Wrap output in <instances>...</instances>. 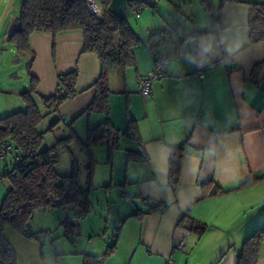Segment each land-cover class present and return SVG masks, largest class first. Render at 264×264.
I'll return each instance as SVG.
<instances>
[{
	"label": "crops",
	"instance_id": "crops-1",
	"mask_svg": "<svg viewBox=\"0 0 264 264\" xmlns=\"http://www.w3.org/2000/svg\"><path fill=\"white\" fill-rule=\"evenodd\" d=\"M194 1L134 0L131 6L127 0L136 27L109 5L125 18L141 43L134 51L135 68L109 71L108 115L82 114L94 96L91 85L99 76L100 60L93 53L82 52L81 31L55 37L35 32L30 37L31 51L26 53H18L8 43V60L21 54L16 58L17 68L24 67L26 77L16 80L18 76L11 71L14 65H8L7 75H0V113L24 109L19 94L29 82V61L30 74L38 79V93L45 97L56 92L58 74L78 70L77 94L52 113L59 119L57 124L68 129H57L56 124L51 135L46 132L44 148L75 134L78 140L69 146L72 151L83 149L87 126L106 118L122 133L111 165L104 146L92 147L97 171L100 164L111 170L122 165L123 169L122 176L118 173L115 205L109 208L117 223H123L118 231L122 239L101 264H168V260L173 264H235L241 242L264 223V41H250L247 23L251 3L264 0H200L205 2L204 9ZM143 6L155 8L156 21L142 20ZM16 19L15 14H8V32L0 34L3 43ZM216 22L218 29L214 28ZM160 30L168 31L169 40L152 47L148 38ZM161 55L169 59L167 73L152 82V94L144 98L139 93L140 80L153 68L154 57ZM4 66L3 61L0 68ZM128 116L135 120L137 140L124 134ZM184 142L179 185L173 191L168 183V162L173 148ZM129 151L141 154L130 160ZM250 177L257 180L239 187ZM110 179L113 183L112 173ZM209 180L235 190L203 198L202 184ZM128 199L132 205L127 209L124 202ZM146 202L163 203L164 207L143 214L142 219L133 216L138 208L146 211ZM74 213L70 205L33 211L29 228L36 236L49 233L53 237L49 246L5 226L4 235L17 263L84 264L85 255L104 253L112 242L108 235L112 232L95 234L94 230H101L93 228L91 217L75 225L71 220ZM197 223L206 225L201 234L193 230ZM185 229L190 230L186 250L179 251L174 243ZM259 255L257 264H264V244Z\"/></svg>",
	"mask_w": 264,
	"mask_h": 264
},
{
	"label": "trees",
	"instance_id": "trees-1",
	"mask_svg": "<svg viewBox=\"0 0 264 264\" xmlns=\"http://www.w3.org/2000/svg\"><path fill=\"white\" fill-rule=\"evenodd\" d=\"M112 0H99L100 14H91L84 0H23L15 22V28L7 35L10 43L18 53L31 51L30 37L35 32H49L54 37L63 32L79 30L84 37L82 52L93 53L100 60V73L91 87L94 96L83 113L108 115L109 96L111 94L108 74L113 68L136 67L135 49L141 40L121 17L109 8ZM134 0H128L132 6ZM249 39L251 42L264 41V1L252 2L248 17ZM168 31L160 30L150 34L148 40L152 47L168 42ZM31 61L27 64L29 73L28 85L20 92L25 107L4 116H0V140L10 139L19 151L16 165L2 178L7 179L9 188L0 204V264H18L14 249L4 235V227L10 226L22 233L34 210L38 208L72 206L77 214L84 217L90 211L89 194L95 170V158L92 147L96 145L106 148V161L112 164L115 151L119 148L122 133L115 128L108 118L102 123L86 129L85 140L81 141L87 157L88 186L82 187L77 180V167L72 159L71 171L61 175L56 171L58 161L57 145L69 149L72 141L78 140L75 134L56 140L51 147L44 148V136L57 124L55 119L46 131H40L43 119L58 110L60 104L74 97L78 70L76 68L57 75L56 88L59 91L47 97L38 93V79L30 74ZM126 136L139 139L135 120L128 116ZM187 142L173 148L168 162V183L173 191L179 185L180 170ZM70 150V149H69ZM71 152V151H70ZM136 151L128 152V159L139 158ZM146 160V157L142 158ZM257 180L250 177L239 187ZM111 185H106L108 188ZM238 187V188H239ZM235 189H224L209 180L202 184V197H214L233 192ZM50 196L59 200L51 205ZM146 211L137 209L133 216L142 219L143 214L162 210L163 203H144ZM182 218L181 221H183ZM180 221V222H181ZM179 222V223H180ZM206 228L204 223L193 225V230L201 234ZM110 244L101 255H85L84 264H101L114 251L118 239ZM235 264H257L260 249L264 244V223L241 242Z\"/></svg>",
	"mask_w": 264,
	"mask_h": 264
},
{
	"label": "rangeland",
	"instance_id": "rangeland-1",
	"mask_svg": "<svg viewBox=\"0 0 264 264\" xmlns=\"http://www.w3.org/2000/svg\"><path fill=\"white\" fill-rule=\"evenodd\" d=\"M22 2H23V0H0V34H2V32H5V33L8 32V14L9 15L15 14V17L18 16L19 9H20ZM194 2L198 3L201 7H203V9L205 8V2H201L200 0H195ZM97 4H98V6H100L99 0H97ZM110 4H111L115 13L120 14V15L124 14L126 17H129L130 24L132 26L136 27L135 21L133 20L134 11H132L128 7L127 0H112L110 2ZM179 6H182V4H179ZM142 8L145 9L143 11V14H142V20L148 19V18L150 20V18H151V22L156 21L158 16L156 15L155 8H149V7L146 8L144 6ZM173 11L178 12L179 9L174 8ZM0 47H1L0 54L2 55V58H0V63L3 61L6 63V66L0 68V75H7L8 74V65L9 66L14 65L15 68L12 69L11 71H13L12 73H14L15 75L18 76L19 79H16V80L19 81L22 75H23V77H26L24 67L19 66V68H17L19 61L16 58L22 57L21 54H18V53L15 54L16 55L15 60H13V56H14V54H13L10 56V58L8 60L7 38H5V42L3 43V41L0 37ZM0 104H1V100H0ZM13 110H16V109H13ZM0 114L6 115L8 113H0ZM53 120H55V119H54V116L52 115V113L49 114L48 116H46L43 119L42 123L39 125V127H38L39 130L45 129L44 131H46L48 129V127H50V124L52 123ZM55 127H56V125L51 129V131L47 130V132H48L47 134L51 135L53 133V130H56ZM59 128L60 129H68L62 123L57 124V129H59ZM69 149H67L63 145H57L56 151H57V155H58V162H57L56 171L58 173L60 172L61 175L64 173L70 172L71 166H72V159H74L76 167H77L78 183L82 187H87L88 186V177H87V168L86 167L88 164V157H87L85 151L81 148H77V150L72 151V148L69 146ZM94 160H95V170H94V176L92 178V186L90 187L91 189H90V194H89V199H90V203L92 204V206H91L90 211L85 216V218L91 217L94 220L93 221V223H94L93 228H97V229L101 230V231L94 230L96 232L95 234H101V232L104 230L111 231L113 234L109 233L108 235L112 237V242H111V244H112L114 241H116V235H117L118 228H120V232H121V229L123 227V225H122L123 223H117L118 221H117L116 217L114 216L113 211L109 212V208L110 207L113 208L112 206H114L115 202H116L114 199L116 198V195H115L116 189L115 188L118 186L117 185L118 173L120 176H122L123 169H122V165H121V168H120V166L116 165L115 169L113 168V170H111L106 164H100L99 165V171H97V168H96L97 167V160H96V158ZM111 173H112V179H113L112 182L113 183H111V179H110ZM97 182H99V183H97ZM106 184L111 185L112 186L111 189L106 188L105 187ZM8 188H9L8 180L6 178L0 179V204H1V201H2L3 197L5 196ZM109 192L112 195L109 196ZM100 193L104 194V195L100 196ZM105 195L107 197H105ZM124 203L127 206L129 205V207H126L127 209L130 208L132 205L131 200H129V199L126 200ZM127 225L125 226V229H126ZM122 236L123 235H121V237ZM119 237H120V233H119ZM119 237L117 239V242H120L122 239V238L119 239ZM191 238H192V236H191ZM52 239H53V237H52ZM45 243L49 246L50 242H49L48 238L46 239Z\"/></svg>",
	"mask_w": 264,
	"mask_h": 264
},
{
	"label": "built area",
	"instance_id": "built-area-1",
	"mask_svg": "<svg viewBox=\"0 0 264 264\" xmlns=\"http://www.w3.org/2000/svg\"><path fill=\"white\" fill-rule=\"evenodd\" d=\"M86 7L88 11L98 16L100 14V7L97 4V0H84ZM204 1V0H202ZM220 27L219 24L214 23V28L218 29ZM169 59L165 55L154 57V63L153 68L151 71H149L145 76H143L140 80V86H139V93L144 97L147 98L152 94L151 90V84L152 82L159 80L163 78L168 69ZM59 91L56 90V94ZM66 121V120H65ZM19 159V151L13 141L10 139H3L0 140V179L4 178L8 172L16 165L17 161ZM51 205H55L59 203V200L56 199L53 196H50L48 198ZM84 216L74 213L71 215V220L74 222V224H78L81 221H83ZM22 234L27 237H35L39 244L43 245L46 242V239L48 238L49 242H52L53 239L49 233H42L38 236H36V233L31 231L29 228V225L26 224L22 229ZM190 230L185 229L182 235L175 240L174 248L179 251H185V240L186 237L189 235ZM76 234L72 236V240L74 241L76 238ZM168 264H173L171 260H168Z\"/></svg>",
	"mask_w": 264,
	"mask_h": 264
}]
</instances>
